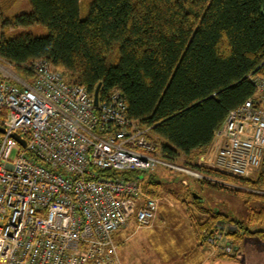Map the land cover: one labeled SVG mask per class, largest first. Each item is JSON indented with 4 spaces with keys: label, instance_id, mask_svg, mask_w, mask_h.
I'll return each mask as SVG.
<instances>
[{
    "label": "trees",
    "instance_id": "1",
    "mask_svg": "<svg viewBox=\"0 0 264 264\" xmlns=\"http://www.w3.org/2000/svg\"><path fill=\"white\" fill-rule=\"evenodd\" d=\"M18 1L0 0V60L22 71L44 58L91 96L101 85L100 101L118 90L164 157L182 155L186 168L264 203V160L249 179L200 163L230 112L255 95L252 78L264 73V0H94L85 19L83 0H28L30 11L7 16ZM37 25L48 34L5 33ZM161 188L153 176L145 183L148 197ZM195 204L207 215L190 220L199 241L222 236L231 244L222 256L234 257L245 238L264 241V230L250 228L264 222V206L243 223Z\"/></svg>",
    "mask_w": 264,
    "mask_h": 264
},
{
    "label": "built area",
    "instance_id": "2",
    "mask_svg": "<svg viewBox=\"0 0 264 264\" xmlns=\"http://www.w3.org/2000/svg\"><path fill=\"white\" fill-rule=\"evenodd\" d=\"M252 79L255 95L230 112L200 161L243 179L264 159V73ZM127 109L116 89L95 105L44 58L22 71L0 60V264H123L116 234L157 218L144 174L175 168Z\"/></svg>",
    "mask_w": 264,
    "mask_h": 264
},
{
    "label": "rangeland",
    "instance_id": "3",
    "mask_svg": "<svg viewBox=\"0 0 264 264\" xmlns=\"http://www.w3.org/2000/svg\"><path fill=\"white\" fill-rule=\"evenodd\" d=\"M93 1L94 0H83L81 2L80 17L82 19H85L88 16L89 6ZM28 11H30L28 0H19L13 9L10 12H7V16L18 15ZM23 32L31 33L35 37H44L48 34V30L41 25L29 29H11L5 31L8 37H15ZM158 157L163 163L171 164L175 168L161 164L154 172L144 174L145 181H148L149 178L153 176L156 181L160 182L162 185V188L158 190V193L155 196L159 207L156 220L151 226L141 229H137L135 221L132 220L115 236V243H118L132 235L137 230L135 233L136 235L134 234L135 236H133L130 241H126L127 243L123 241L119 246L120 253L125 254L127 259L130 257L129 261L134 260L136 252L139 251V249L141 250L144 242H147V245H149V247L143 248L145 250L144 253H146V261L153 260L150 264H156V248L163 249L164 247H166L167 254L166 257H161V261L166 260L169 256L168 248L172 246V243L173 245L176 244L175 237L179 234L174 231H171L170 233V227L174 226L179 229L184 225L191 223L190 220L192 218H196L199 221L206 220L207 215L195 204V201L197 200L204 201L205 205L203 206L207 210L209 208H219L227 210L229 214L232 211V213H235V217L243 223L248 222L249 209L251 212L252 209L260 210L261 207L264 206V203L258 199L252 198L247 200L240 194L232 191V189L241 190L240 187L221 182L212 177L205 176L198 171L186 168L184 166L185 157L182 155L175 159H168L163 156L161 149L158 148ZM186 169L192 171L194 175L189 174ZM157 224H164L165 227L163 231L161 233H148L149 230ZM252 229L264 230V222L252 225ZM147 233L148 235L146 236ZM199 235L197 233L198 237ZM208 240L209 239L205 241V245L209 246L210 250H212L210 253L215 251L224 252L228 245L226 244L228 240L225 241L226 239L223 237L217 247L209 243ZM151 253L152 255H150Z\"/></svg>",
    "mask_w": 264,
    "mask_h": 264
},
{
    "label": "crops",
    "instance_id": "4",
    "mask_svg": "<svg viewBox=\"0 0 264 264\" xmlns=\"http://www.w3.org/2000/svg\"><path fill=\"white\" fill-rule=\"evenodd\" d=\"M27 10V9H26ZM25 11V10H24ZM221 210L222 212L229 213L227 210ZM259 210V209H253ZM159 211V207H158ZM248 216L250 215V209L248 211ZM239 213V212H236ZM230 214L234 217L235 213L230 212ZM255 225V224H252ZM252 225L250 228L252 229ZM164 224H157L153 228L149 230L148 233L158 232L161 233L164 229ZM171 231L175 233H179L175 238V245L168 248L169 256L166 260L161 261V257H166L167 250L166 247L163 249L156 248L157 257L155 258L156 264H264V241L257 237H249L245 238L244 241L239 246V250L234 257L232 256H222L221 251H215L210 253L209 246L202 244L195 232L191 223L184 225L181 228H175L174 226L170 227ZM143 230V229H142ZM147 230V229H146ZM137 231V230H136ZM136 231L128 236L123 241H130L133 236H135ZM146 234V236L148 235ZM135 234V235H134ZM173 234V233H172ZM123 241H119L118 245ZM227 241V240H225ZM126 242V243H127ZM227 243V242H226ZM148 243L144 242L141 250L136 252L135 258L133 261H129L125 254H121L120 256L123 264H150L153 260L146 261L144 253V247H149ZM155 253V252H154ZM152 255V253L150 254ZM138 262V263H137Z\"/></svg>",
    "mask_w": 264,
    "mask_h": 264
},
{
    "label": "water",
    "instance_id": "5",
    "mask_svg": "<svg viewBox=\"0 0 264 264\" xmlns=\"http://www.w3.org/2000/svg\"><path fill=\"white\" fill-rule=\"evenodd\" d=\"M100 89H101V85H98L96 90H95V93H94V103L95 105H98L99 103V94H100ZM0 132L1 133H5L6 130L4 128H1L0 127ZM13 137L21 144H23L24 146L26 145L25 141L22 139V137L17 134V133H13ZM200 202H204V201H200Z\"/></svg>",
    "mask_w": 264,
    "mask_h": 264
}]
</instances>
